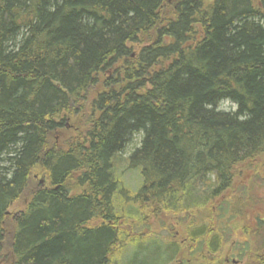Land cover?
I'll use <instances>...</instances> for the list:
<instances>
[{"label":"trees","instance_id":"1","mask_svg":"<svg viewBox=\"0 0 264 264\" xmlns=\"http://www.w3.org/2000/svg\"><path fill=\"white\" fill-rule=\"evenodd\" d=\"M94 87L83 133L49 146ZM36 166L49 184L30 191L9 228ZM121 168L139 171L133 192ZM260 169L264 0H0V249L7 242L12 264H146L125 248L155 237L120 239V214L139 226L145 211L198 214ZM248 196L221 200L219 218ZM212 228L196 222L190 237Z\"/></svg>","mask_w":264,"mask_h":264},{"label":"rangeland","instance_id":"2","mask_svg":"<svg viewBox=\"0 0 264 264\" xmlns=\"http://www.w3.org/2000/svg\"><path fill=\"white\" fill-rule=\"evenodd\" d=\"M97 89V87L92 88L86 94L83 103L78 105L75 103V111L65 115L64 127L56 130L49 137V146L65 148L71 138L83 133L85 130L83 116L84 114H90L88 106L91 101L89 99L94 96ZM221 107L231 111L235 109V106L228 101L222 102ZM140 139V135H135L121 153V158L125 159L129 156L139 146ZM119 176L125 187L131 192L136 190L141 184L140 173L137 170L125 171L121 168ZM236 179L238 180H235L232 186L233 191H227L222 197L212 200L198 214L186 213L185 211L150 214L145 211L148 215L144 226L136 225L137 222L135 220H127L120 214L122 220L120 218L117 226L120 239L127 241V238L131 239L135 236L140 238L142 235L143 237L144 235L155 237L153 238L154 240L145 241L146 243L138 241L126 247L125 253L129 254V259L135 257L133 259L135 262L138 260L146 264H159L168 255V252H162L160 246L169 242L172 243L170 248L175 245V251L172 252L171 259L167 258L168 260L165 264H245V262L247 263L250 260L248 259L249 255L256 260L260 256L264 257V245L261 247L262 243H259L261 237L258 236L257 239V235L252 232L259 227L258 222H256L257 218H264V169H260L258 175H253L252 171L247 170L244 174L240 173V176ZM48 184L49 179L46 172L38 166L33 168L26 191L12 202L7 210L9 228H11L13 223L15 224V215L25 208L30 191L38 186H46ZM242 188H246L249 193L247 205L245 207L238 204L234 205L235 208L233 210L232 206L226 216L219 218L217 206H219L221 200L231 202ZM208 210L210 213L212 212L210 218L207 217ZM196 222L209 224L213 228L207 235H202V238L200 236L198 239L191 238L190 236ZM212 238H215L216 248H213L210 244L209 240ZM202 249L203 252L201 251ZM7 251L9 250L6 242L5 248L0 249V264H12L13 256ZM262 259L264 261V258Z\"/></svg>","mask_w":264,"mask_h":264},{"label":"flooded vegetation","instance_id":"3","mask_svg":"<svg viewBox=\"0 0 264 264\" xmlns=\"http://www.w3.org/2000/svg\"><path fill=\"white\" fill-rule=\"evenodd\" d=\"M202 226L205 227V226H207V224H206V223H203ZM200 244H201V243H200ZM201 245H202V244H201ZM200 249H201V248H200ZM201 251L203 252V249H202ZM227 262H228V260H227ZM233 262H234V261H233Z\"/></svg>","mask_w":264,"mask_h":264}]
</instances>
